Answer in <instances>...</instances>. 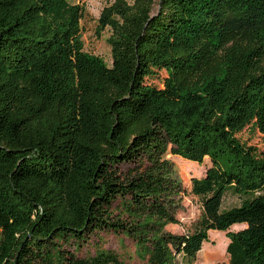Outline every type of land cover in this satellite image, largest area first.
I'll list each match as a JSON object with an SVG mask.
<instances>
[{"label": "trees", "instance_id": "16d2710c", "mask_svg": "<svg viewBox=\"0 0 264 264\" xmlns=\"http://www.w3.org/2000/svg\"><path fill=\"white\" fill-rule=\"evenodd\" d=\"M155 5L102 16L109 67L84 50L80 4L0 0V264H194L212 230L231 264H264V152L238 138L264 135V0ZM233 38L252 44L182 86ZM168 154L212 163L184 234L167 230L183 192ZM230 192L240 204L225 208Z\"/></svg>", "mask_w": 264, "mask_h": 264}, {"label": "rangeland", "instance_id": "374dc122", "mask_svg": "<svg viewBox=\"0 0 264 264\" xmlns=\"http://www.w3.org/2000/svg\"><path fill=\"white\" fill-rule=\"evenodd\" d=\"M74 4H80L85 9V16L80 22V37L83 42L85 52L99 57L109 67L113 63L112 48L109 43L114 31L112 27L103 26L102 16L109 14L112 9L113 12L117 10V4L120 0H70ZM156 1V0H155ZM155 1L152 0H121V7L130 9L135 12L139 9H152L153 15L157 9ZM114 19H118L113 16ZM252 40L249 38H233L226 42L223 51L215 56H207L201 65V72L188 70L184 72L179 79L182 86L186 89H197L212 75L223 71L226 56L233 55L250 48ZM167 77L165 71L155 74L149 80L159 88L163 87V81ZM238 138L249 146H254L259 151L264 152V135L255 128L254 125L246 127ZM167 159L170 160L173 173L182 186V194L177 200L176 216L181 221L179 225H169L167 230L175 234H184L187 228L195 222L202 213V206L200 200L192 194V180L194 178H203L212 163L209 158H206L204 163L187 161L181 157L168 154ZM240 204L239 198L233 193H228L224 200V207L231 208ZM242 226H234L231 231H238ZM226 232L212 230L209 233V241L203 244V249L198 254L197 260L194 264H231L227 253L229 239ZM106 239L105 246L112 249H119L118 240L114 235H104ZM130 250L133 251V246L130 240H127ZM200 258V259H199ZM207 259V260H206ZM177 264H185L179 258Z\"/></svg>", "mask_w": 264, "mask_h": 264}]
</instances>
